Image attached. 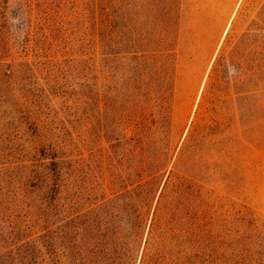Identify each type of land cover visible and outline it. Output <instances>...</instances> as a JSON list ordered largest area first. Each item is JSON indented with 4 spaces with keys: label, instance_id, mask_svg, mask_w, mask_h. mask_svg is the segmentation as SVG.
Segmentation results:
<instances>
[{
    "label": "rangeland",
    "instance_id": "374dc122",
    "mask_svg": "<svg viewBox=\"0 0 264 264\" xmlns=\"http://www.w3.org/2000/svg\"><path fill=\"white\" fill-rule=\"evenodd\" d=\"M8 2L0 264H264V0Z\"/></svg>",
    "mask_w": 264,
    "mask_h": 264
},
{
    "label": "trees",
    "instance_id": "16d2710c",
    "mask_svg": "<svg viewBox=\"0 0 264 264\" xmlns=\"http://www.w3.org/2000/svg\"><path fill=\"white\" fill-rule=\"evenodd\" d=\"M9 0H0V16H4L5 15V10H7L8 8V2ZM24 3H31L32 0H22ZM102 0H99V2L102 4L101 2ZM98 2V3H99Z\"/></svg>",
    "mask_w": 264,
    "mask_h": 264
}]
</instances>
